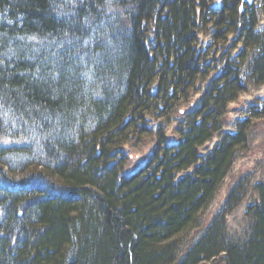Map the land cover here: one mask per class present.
<instances>
[{
    "label": "trees",
    "instance_id": "1",
    "mask_svg": "<svg viewBox=\"0 0 264 264\" xmlns=\"http://www.w3.org/2000/svg\"><path fill=\"white\" fill-rule=\"evenodd\" d=\"M218 1L205 10V0H0V161L15 171L0 165V264H264V182L249 242L222 249L211 233L182 252L173 246L250 147L249 129L227 135L229 106L248 89L237 67L247 63V77L264 85L258 16L241 12V0ZM156 26L165 45L148 49L140 33ZM236 33L233 45L248 47L238 64L219 50ZM92 103L100 119L77 131ZM147 118L155 124L144 125ZM122 124L144 143L183 139L149 151L136 173L124 142L111 149ZM215 137L202 155L199 147ZM23 169L42 184L57 178L69 189L98 190L43 194L47 185L37 180L32 188H44L45 200L23 208L19 189H1L3 176Z\"/></svg>",
    "mask_w": 264,
    "mask_h": 264
},
{
    "label": "rangeland",
    "instance_id": "2",
    "mask_svg": "<svg viewBox=\"0 0 264 264\" xmlns=\"http://www.w3.org/2000/svg\"><path fill=\"white\" fill-rule=\"evenodd\" d=\"M216 2L219 3L218 0ZM253 8L259 18L258 27L255 30V33L258 36V40H263V46L259 50H263L264 0H256L253 4ZM207 33H209V31ZM207 33H202L201 40L204 43L213 42ZM237 39L238 36L236 33L230 37L228 42L221 43L219 48L221 52H223L224 49H231L235 61L241 59L239 52L243 50V47L238 41L233 45V42ZM231 45L232 47H230ZM225 57L226 56L224 55L222 56V58ZM242 67V79L248 84V89L242 93L240 97L231 104V106H229V111L226 117L227 131L235 133L240 127L246 130L249 129L250 147L247 151L240 152L238 155L239 157L234 159L218 193L214 197V200L204 211L207 220L211 219V217L212 219H216V217L220 215L219 218L221 220H227L229 222L228 225L224 226L222 233L218 236L222 243V249L228 250L236 249L233 242L236 231L241 235L245 232H249V229L253 224V216L250 214L249 206L258 199V185L262 179L264 180V85L260 88L256 86V84L247 77L248 68L244 67V63ZM257 116H261V118H258ZM244 119L248 120V124L244 123L241 126L240 121ZM159 121L160 120H157L156 122ZM164 121L165 120H162V122L160 121V124L162 123L160 127L166 129ZM217 140L218 138L210 141L208 147L215 144ZM148 145L149 144L130 146V148L127 149L129 157L135 155L144 157L145 159L150 151ZM134 167L135 166L131 164V170H134ZM226 209L228 211H226ZM207 220H205V222ZM239 226L244 227L245 230L240 229ZM196 228L197 224L193 233H189L188 236L183 239L177 237L173 240V246L175 248L177 247L179 252L189 249L190 245L197 242L200 236L206 233V230H200V225H198V230H196ZM231 232L233 233L231 234ZM221 256L223 257L225 254L221 253Z\"/></svg>",
    "mask_w": 264,
    "mask_h": 264
},
{
    "label": "bare ground",
    "instance_id": "3",
    "mask_svg": "<svg viewBox=\"0 0 264 264\" xmlns=\"http://www.w3.org/2000/svg\"><path fill=\"white\" fill-rule=\"evenodd\" d=\"M205 4H207V6H208V7L205 8V10H210L215 5L216 6H220V4H218L214 0H205ZM156 7L159 8V5L156 6ZM246 8L250 9L252 14H254V15L249 13L248 9H246ZM240 11L241 12H246L247 16H254V17L258 16L257 13H255V10L253 8V2L252 3H248V2H244L243 0H241ZM255 15H257V16H255ZM0 22H1V20H0ZM157 27L158 26H156V28H154V29H144L140 33V35L142 36V38H141L142 40H140V42L144 41V44L147 46L148 49H151L152 47H154L155 43H158V42H159V44H161L163 46L165 45L163 43V38H165V33H163V31L160 28H157ZM213 44H214L215 47L218 45L217 43H213ZM241 46L243 47V49H246V48L248 49V47L245 46L244 44H242ZM259 52L260 51L257 48L255 50V53L258 54ZM223 53L222 54L224 56H226L227 58H232L231 49H229V50L228 49H224ZM236 64H238V61H236ZM219 67H220V65H218V68ZM244 67H247V68L249 67L250 68V65L244 64ZM221 68L223 69V66ZM249 68H248V71L250 70ZM237 69H238L239 82L242 83V82L245 81L244 79L241 78V76L243 74V67L242 66L241 67H237ZM231 73H232V71H231ZM60 75L61 74H59V73L57 74V76H60ZM92 105L94 107V111L93 112H90V111H88L85 108L81 109V112L78 115V124H77V126L75 128L77 131L79 130V128H81V126H83V122L88 123L87 125H90L97 118L100 119V117L95 116L97 114L96 106H98V104L97 103L96 104L92 103ZM25 115L28 118L32 117L31 115H28V113L25 114ZM247 121L248 120H246V119L240 121V125L242 126L244 124V122L247 123ZM154 124H155V121L150 119V118H147L145 120V122H144V125H146L147 127L150 126V125L153 126ZM169 124H172V125H170L171 128L173 126H176V127H180L181 126L179 122H172V123H169ZM63 127L64 126H61L62 129H63ZM241 130H242V127H240L238 131L236 130L235 133H238ZM65 131H67L68 133H71L68 128ZM171 132L172 131H169V134H171ZM227 132H228L227 135H229V133L235 134L233 132H229V131H227ZM74 134H75V132H74ZM117 134H118L120 140L115 139L114 140L115 142H113V145L111 146V149H116V147L119 145L118 141H122V142H124L122 147H124V151H125L126 154H128V150L127 149H129L130 146H141V145H144V144L148 143V142L144 143L146 141H144L139 135H137V133L133 129L126 128L124 126V124L121 125V127L119 128V133H117ZM47 135L48 134L46 132H43V130H42V134H41L40 138L43 141L47 140V142H48V140L50 141L51 138L47 139V137H46ZM57 135H59L61 137L62 133L59 132ZM147 138H149L148 148L150 149L151 152H153L155 150V148L158 147V146L161 147V148H164V147H167L168 145H170L171 143L177 144V143L181 142L182 139H183V137L181 138L180 136L176 137L174 139L169 137L170 141H168L167 143L166 142L156 143V142H158V140H156L155 138H152V137H149V136ZM217 138H218V140L215 142V144H213L211 147H208V143L210 141L214 140V139H217ZM212 140L208 141L207 143H204L202 146L199 147V151H200V153L202 155H206L208 153V151L212 150L214 148V146L219 143L220 138L219 137H215ZM43 150H44V152H46L47 147H43ZM37 158H38L39 162L42 163V165H43L42 167L46 168L48 166L47 165L48 161H47L45 155L39 154V156ZM146 158H147V155H146L145 159ZM129 159H130L129 160L130 163L135 166L134 170H135L136 173L143 172V168L140 167V166H142L144 164H147V162H146L147 160H145L144 157L131 155L129 157ZM30 161L34 162V158L31 157ZM7 162L9 164H13V165L16 164V162L12 161V160H8ZM1 163H2V161H0V165L2 166V168L4 169V172L6 174H10V173H14L15 172L13 168L9 167L8 165L7 166L6 165L3 166ZM49 165H50V163H49ZM191 171L192 170L189 169L187 171H182V173L184 174L185 172H191ZM29 172L30 171L28 169H23L21 172L17 173L15 176H10V175H9V177L3 176L4 178H3V180H2L3 182L1 184V189L15 188V189H19V191L23 195H25V203H24L23 208H28L29 206H32V205H35V204L36 205L42 204V202L45 200V198L43 200H41L44 197L43 196V194H45L44 192H50V193H55L56 192L58 196L59 195L64 196L63 194H67V191H70L71 193H78V192L84 191L85 189H88V190H90L92 192H96L98 190L96 186H92V185L84 186V187H75V188L74 187H70V189H69L68 186H67V182L65 180L61 183V182H58L57 178L54 181L50 180L49 178H47V183L46 184H42L41 182H39V179L35 178V176L33 174H30L29 176H27V174ZM36 181L38 182L37 184L40 185L41 187L45 188V186L47 185L46 188L45 189L42 188L44 190H42V189L37 190V189L32 188V186H33L32 183H36ZM262 182H264L263 179L259 182V185ZM77 186H79V185H77ZM41 190L43 191V194L38 193ZM93 195H94V193H93ZM213 200H214V196L212 195V197L209 200V202L207 203V206L205 207V209L203 211L200 210V211H196L194 213V216H193V219H192L193 223L190 224L191 227L189 228V230H187L186 227H183L182 228V232L177 234V235H175L176 238L177 237H181V239H183L184 237L188 236L189 233H193V230H194L196 224H197L196 230H198V225L201 226L200 230H206V233L204 235L200 236V238L197 240V242L203 241L205 239V237H203V236H208L211 233L215 234L216 236H219L222 233L224 226L228 225L229 222L227 220L226 221L221 220L219 218L220 215L217 216L216 219H212V217H211V219L207 220L206 219V213H204V211L207 209L208 206H210V204L212 203ZM254 203H255V201H254ZM254 203H252L249 206V211H250L251 216H252L251 207L254 206ZM226 211H228V210L226 209ZM203 216H204L205 220H207L206 222H205ZM2 222H3V219H0V224ZM255 225H256L255 223H253L251 225L248 233L245 232V233H243L241 235V234L238 233V231L235 232V236H234V239H233L234 247H236V248L241 247V246H243L244 244H246L247 242H249L252 239L253 234L255 233ZM239 228L245 230V228L242 227V226H239ZM232 233L233 232H231V234ZM191 244H192V241H191ZM217 258H218V256H217ZM168 264H174V263L170 262Z\"/></svg>",
    "mask_w": 264,
    "mask_h": 264
},
{
    "label": "water",
    "instance_id": "4",
    "mask_svg": "<svg viewBox=\"0 0 264 264\" xmlns=\"http://www.w3.org/2000/svg\"><path fill=\"white\" fill-rule=\"evenodd\" d=\"M244 2L252 3L254 0H243Z\"/></svg>",
    "mask_w": 264,
    "mask_h": 264
}]
</instances>
